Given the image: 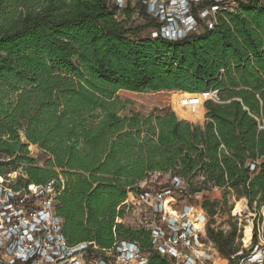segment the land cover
Instances as JSON below:
<instances>
[{
	"label": "trees",
	"instance_id": "1",
	"mask_svg": "<svg viewBox=\"0 0 264 264\" xmlns=\"http://www.w3.org/2000/svg\"><path fill=\"white\" fill-rule=\"evenodd\" d=\"M233 1L213 29L168 41L140 38L155 24L128 28L131 11L119 20L107 0H0V176L21 170L24 188L61 178L55 212L69 244L137 243L148 264H169L149 231L115 224L122 202L153 190L200 207L223 259L239 251L237 226L211 228L217 208L244 198L261 222L264 5ZM213 91L202 125L171 110L173 94ZM30 146L44 155L41 166ZM152 175L168 181L150 186ZM214 190L220 201H187Z\"/></svg>",
	"mask_w": 264,
	"mask_h": 264
},
{
	"label": "built area",
	"instance_id": "2",
	"mask_svg": "<svg viewBox=\"0 0 264 264\" xmlns=\"http://www.w3.org/2000/svg\"><path fill=\"white\" fill-rule=\"evenodd\" d=\"M111 1L118 13L127 7L128 0H107ZM139 2L143 15L155 24L147 30L149 37L168 41H178L213 29L217 15L235 7L233 0ZM261 3L264 5L263 0ZM145 19L141 21L145 23ZM208 100L217 102V92L190 95L188 102L189 106L198 107ZM10 175L0 176V264H148V254L137 243H115L109 249H101L94 242L69 244L63 235V220L55 212L63 180L59 178L24 188L16 187L17 181L9 180ZM173 183L175 188L182 185L178 178H174ZM172 198L176 201L170 189L145 191L127 198L116 210L124 209V215L128 211L136 212V226L129 225L149 231L153 250L169 264L175 259H180L182 264H215L214 257L206 252L209 249L198 238L207 220L205 213L198 206H180L176 201L174 209L182 222L174 226L164 214L165 204ZM149 213L158 217V221L161 218L166 221L168 228H154L150 219H146ZM260 215L261 222L257 223L256 240L253 242V229L250 232L249 250L239 249L229 259H224L225 264H264V207ZM189 216L198 228L190 226L187 222ZM123 218L117 217L115 224L123 223Z\"/></svg>",
	"mask_w": 264,
	"mask_h": 264
},
{
	"label": "rangeland",
	"instance_id": "3",
	"mask_svg": "<svg viewBox=\"0 0 264 264\" xmlns=\"http://www.w3.org/2000/svg\"><path fill=\"white\" fill-rule=\"evenodd\" d=\"M263 2H264V0H263ZM107 4L110 7H112V5H111L112 1L110 3L107 2ZM139 4H140L139 0H128V2H127L126 8L131 11V16H130V19H129L128 24H127L128 28H134V27L141 26L142 24H144V22H142L141 20L145 19L146 16L143 15V11H141V6ZM117 18L119 20L123 19V15L121 14V12L117 13ZM146 33L147 32H143V33L139 34V37L140 38L146 37V35H147ZM171 97H173L172 105H171ZM189 98H190L189 94H185V93L184 94H180V93L173 94L170 96V107H171V110L174 112V114L176 115V117L179 120H184V121H187L189 123L195 124L200 119L199 120H192L191 118L182 115L179 112L178 108L176 107V104L178 102L184 101V100H189ZM203 104L201 106L202 111H204ZM172 107H173V109H172ZM29 151H30V156L36 160V162L39 166H41L43 164L44 155L35 146H30ZM10 176L11 177L9 178V180L12 179L15 182V181H17L19 176H23V173L21 170H17L16 172L12 173ZM167 181H168V176H158V175L154 176V175H152L148 179V182H149L148 184L150 186H154L156 184L157 185L161 184V186H164L167 183ZM204 198H208L211 201H220L221 195L219 192L214 190L212 192H206L204 195L197 194L194 198L187 199V201L191 202L192 204L193 203H200L202 201V199H204ZM240 201L244 203V210L240 213L239 216H235L233 213L234 208H235L236 203L240 202ZM175 202L176 201L173 198L168 200V204H167L168 210L166 211L164 209V214H166L165 215L166 218H170V222L174 223V226H177V225H180L181 224L180 222H182V221H180V216L177 214V212H175L176 211L174 209ZM232 204H233V207L230 211H228L224 207L217 208L216 215L210 219V223H211L210 226H211V228H214L216 230H222L224 233H227L231 230L233 222L236 221L237 238H236L234 244L236 247H239L240 250L248 251L250 248V243L253 242V238H252L251 242L248 241V244H246L244 242V230H245V227H247V226H250L251 229L254 228V225H256L258 223L257 214L247 207V201L244 198H242L240 200H235L234 198H229V206ZM181 205H182V203H180V206ZM169 210L174 214H171V213L169 214ZM147 216H148L146 218L147 221H148V219H150L151 225L154 228L163 229V230H166L168 228L167 222L162 220V218L160 221H158L157 220L158 217L154 216V214H152V213H149ZM231 218H233L234 220H232ZM136 219H137L136 212L128 211L124 215L123 223L125 222L128 224H131L132 227H135L137 224ZM187 222L193 228H198V227H196V222L194 221V219L191 216H189L187 218ZM207 222H208V219L205 221L203 228L199 227V228H201V230H200L201 233H200V236L198 237L199 241L201 243H203L209 249V251H206V252L210 253L214 257V259L216 261L215 264H225L224 259L217 253V251L214 248H212V247H214L213 244L207 240V237H206ZM239 235H240V237H238ZM249 240H250V237H249ZM189 252L190 251L186 252L185 254L187 255V253H189ZM0 255H1V253H0ZM171 264H182V263H181L180 259L179 260L175 259L171 262Z\"/></svg>",
	"mask_w": 264,
	"mask_h": 264
},
{
	"label": "bare ground",
	"instance_id": "4",
	"mask_svg": "<svg viewBox=\"0 0 264 264\" xmlns=\"http://www.w3.org/2000/svg\"><path fill=\"white\" fill-rule=\"evenodd\" d=\"M189 100L180 101L176 104V107L178 108L179 112L186 116L191 118L192 120H199L202 118V109L201 106L198 107H191L189 106ZM166 203V211L168 210ZM244 210V203L243 202H237L234 208V215L239 216L240 213ZM174 214L169 210V214ZM174 216V215H173ZM251 227L247 226L244 230V242L248 244L249 237H250Z\"/></svg>",
	"mask_w": 264,
	"mask_h": 264
},
{
	"label": "crops",
	"instance_id": "5",
	"mask_svg": "<svg viewBox=\"0 0 264 264\" xmlns=\"http://www.w3.org/2000/svg\"><path fill=\"white\" fill-rule=\"evenodd\" d=\"M181 94V93H180ZM190 95V94H189ZM204 114H205V110L204 111H202V119H200L199 121H197L195 124L196 125H202V123H203V120H204Z\"/></svg>",
	"mask_w": 264,
	"mask_h": 264
}]
</instances>
